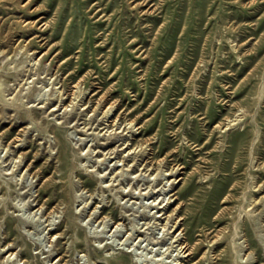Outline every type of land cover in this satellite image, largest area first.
I'll return each mask as SVG.
<instances>
[{"label":"rangeland","instance_id":"374dc122","mask_svg":"<svg viewBox=\"0 0 264 264\" xmlns=\"http://www.w3.org/2000/svg\"><path fill=\"white\" fill-rule=\"evenodd\" d=\"M115 262L264 263V0H0V264Z\"/></svg>","mask_w":264,"mask_h":264},{"label":"bare ground","instance_id":"6f19581e","mask_svg":"<svg viewBox=\"0 0 264 264\" xmlns=\"http://www.w3.org/2000/svg\"><path fill=\"white\" fill-rule=\"evenodd\" d=\"M57 107L55 106L54 107V111H55V109H56ZM67 109V108H66ZM131 122V121H130ZM18 140V139H17ZM50 165V164H49ZM58 167V166H57ZM39 173V172H38ZM40 174V173H39ZM47 180V179H46ZM49 180H51V178L49 179ZM54 181V180H53ZM52 181V182H53ZM51 182V183H52ZM49 183V182H48ZM50 183V184H51ZM56 184V183H55ZM49 187V186H48ZM45 189V188H44ZM262 189V188H261ZM55 195V194H54ZM252 195H254V194H252ZM230 198V197H229ZM226 199V198H225ZM228 199V198H227ZM224 200V199H223ZM259 201H260V199H259ZM258 201V202H259ZM262 201H263V199H262ZM225 202V201H224ZM261 202V201H260ZM253 204H254V201H253ZM251 205V204H250ZM256 205V204H255ZM249 210V209H248ZM54 212V211H53ZM70 212V211H69ZM246 212H247V210H246ZM50 213V212H49ZM218 215H220V214H218ZM67 216H68V213H67ZM71 216V215H70ZM68 218V217H67ZM170 218V217H169ZM178 218V217H177ZM184 218V217H183ZM221 218V217H220ZM182 219V218H181ZM68 220V219H67ZM72 221V220H71ZM74 221V220H73ZM72 221V222H73ZM216 221V220H215ZM221 221V220H220ZM223 221H224V219H223ZM182 222V221H181ZM74 224V223H73ZM120 223H118L117 225H119ZM176 225H178V224H176ZM177 227V226H176ZM52 230V229H51ZM182 230V229H181ZM203 231V230H202ZM213 231V230H212ZM223 231V230H222ZM253 232V231H252ZM209 234V233H208ZM211 234V233H210ZM217 234V233H216ZM227 234V233H226ZM215 236H217V235H215ZM222 236V235H221ZM7 237V236H6ZM214 237V236H213ZM220 238V237H219ZM227 239V238H226ZM181 241V240H180ZM213 242H215V241H213ZM221 242V241H220ZM184 243V242H183ZM200 244V243H199ZM199 244H198V246H199ZM181 247V246H180ZM195 247H197V246H195ZM217 247V246H216ZM250 247V246H249ZM12 248L13 247H10L9 249H8V251L7 252H10V255H13V253H14V251L12 250ZM199 248V247H198ZM183 249V248H182ZM193 247L190 245V243H186L185 244V246H184V252L185 253H187V255L188 256H190V255H193ZM129 251V250H128ZM181 251V250H180ZM184 256V255H183ZM259 260V259H258ZM117 261V260H116ZM136 262L138 263V260H136ZM114 263V262H113ZM116 263V262H115ZM117 264V263H116ZM195 264V263H194ZM264 264V263H263Z\"/></svg>","mask_w":264,"mask_h":264}]
</instances>
